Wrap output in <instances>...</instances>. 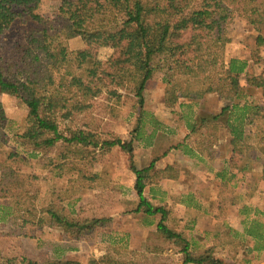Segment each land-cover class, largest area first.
<instances>
[{
    "label": "trees",
    "instance_id": "16d2710c",
    "mask_svg": "<svg viewBox=\"0 0 264 264\" xmlns=\"http://www.w3.org/2000/svg\"><path fill=\"white\" fill-rule=\"evenodd\" d=\"M40 4L41 0H0V35L15 22L29 24L19 59L0 70V92L20 99L28 111L23 131L9 137L11 120L0 106V155L10 143L14 147L5 155L0 170V199L8 202L0 210V222L11 220L12 227L20 231L57 228L62 234L75 233L79 239L110 224L107 218H77L74 210L58 202L40 206L41 177L35 172L25 173L23 168L35 161V167L57 172L58 177L76 174L69 184L81 188L86 180L95 178L80 166L92 149L119 147L132 154L138 132L128 141L102 140L90 126L78 127L74 119L91 111L103 96L117 98L120 90H131V85L143 110L147 85L156 75L164 85L163 103L169 109L186 101L193 107L208 95L233 97L219 113L189 120L185 153L212 159L227 133L230 168L244 172L257 162L262 169L255 185L264 182V159L259 155L264 148V63L222 61V45L231 41L226 27L233 13L251 27L257 46L264 45V0H61L52 20L38 13ZM78 37L112 49L107 63L99 66L83 50H71L69 41ZM242 74L247 77L248 88L241 84ZM250 89L262 90L261 103L249 100ZM155 167L154 161L142 169L132 167L138 197L135 212L160 216L155 235L182 245L183 264H225L213 257V248L193 253L192 242L170 224L171 210L155 206L145 196L147 187L152 189L164 178L179 176L171 165ZM232 170L230 178L236 176ZM72 191L61 192L60 199L66 201ZM247 234L256 237L252 231ZM239 245L242 240L237 242L231 236L223 248ZM122 258L120 250H114L92 263L125 264ZM0 261L81 264L60 257L39 261L0 256Z\"/></svg>",
    "mask_w": 264,
    "mask_h": 264
},
{
    "label": "rangeland",
    "instance_id": "374dc122",
    "mask_svg": "<svg viewBox=\"0 0 264 264\" xmlns=\"http://www.w3.org/2000/svg\"><path fill=\"white\" fill-rule=\"evenodd\" d=\"M60 4L61 0H41L38 13L52 20ZM28 28L29 24L18 21L0 35V70L19 59ZM251 31L244 19L234 13L230 16L226 32L231 41L222 45L223 62L239 59L257 65L264 63V45L257 46L256 36ZM261 33L264 35V28ZM68 45L71 50L86 52L99 66H104L113 54L112 49L82 37L69 41ZM241 84L248 88L244 74ZM129 89L132 90L133 85ZM131 90H120L117 98L103 96L94 102L91 111L76 116L74 123L81 128L90 126L95 136L102 140L128 141L138 132L132 154L119 147L92 149L80 166L89 177L95 178L86 180L81 188L69 184V179H75L76 174L58 177L57 172L49 173L35 167V161L23 168L25 173L35 172L41 177L38 182L40 206L58 202L59 206L74 210L77 218H107L111 223L98 228L92 236L79 239L75 233L62 234L57 228L20 231L12 227L11 220H5L0 222V256L17 260L25 256L39 261L60 257L93 264V260L107 252L120 250L125 264H183L182 245L155 235L160 216L149 217L135 212L138 197L134 191L132 167L142 169L154 161V169L171 165L179 176L162 179L152 189L147 187L144 194L155 206L164 205L171 210L173 221L170 224L192 242L190 250L193 253L213 248V257L225 264H264V182L255 185L261 164L255 162L252 170L244 172L232 170L229 146H225L229 142L227 133L223 134L224 144L212 159H207L206 155L203 158L192 155L189 151L185 153L189 120L198 121L203 116L219 113L222 107L231 104L233 97L208 95L193 107L191 101H186L181 107L169 109L163 103L164 85L156 75L147 85L146 103L141 110ZM249 92L250 101L262 102V90L250 89ZM0 106L11 120L7 136L22 132L28 112L22 101L0 92ZM13 148L10 143L0 155V170L5 155ZM259 155L264 159V148ZM229 170L236 173L234 178H230ZM217 172L223 177L216 178ZM72 188L74 191L68 192V199L61 200L59 194ZM7 204L0 199V208ZM248 231L254 232L256 237L248 236ZM231 236L237 242L242 240V245L223 248L224 241Z\"/></svg>",
    "mask_w": 264,
    "mask_h": 264
},
{
    "label": "crops",
    "instance_id": "0c3cea01",
    "mask_svg": "<svg viewBox=\"0 0 264 264\" xmlns=\"http://www.w3.org/2000/svg\"><path fill=\"white\" fill-rule=\"evenodd\" d=\"M217 114V113H216ZM222 143V142H221ZM221 147V146H220ZM217 157V156H216ZM217 159H218V157H217ZM215 177L216 178H221L222 177V173L221 172H217L216 174H215ZM1 208H2V206H1ZM1 208H0V210H1Z\"/></svg>",
    "mask_w": 264,
    "mask_h": 264
}]
</instances>
